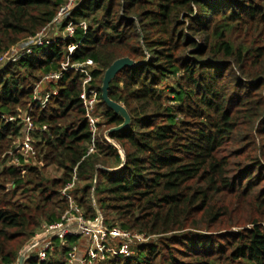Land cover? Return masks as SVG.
<instances>
[{
    "label": "trees",
    "instance_id": "obj_1",
    "mask_svg": "<svg viewBox=\"0 0 264 264\" xmlns=\"http://www.w3.org/2000/svg\"><path fill=\"white\" fill-rule=\"evenodd\" d=\"M67 0H0V55L52 23ZM75 35L43 46L0 72V115L28 109L35 85L64 71L59 93L33 112L37 157L0 159V264H20L43 224L62 220L70 193L87 220L156 237L104 264H264V0H84L69 17ZM86 22L84 30L79 23ZM76 45L69 57V46ZM129 57L111 83L131 125L103 100L107 69ZM86 65L106 129L92 133L82 100ZM22 126L0 117V156ZM100 130V129H99ZM54 167L61 175L53 177ZM24 170V172H23ZM76 237L58 259L70 264ZM61 246V247H60ZM60 248V250H59ZM54 249V248H53Z\"/></svg>",
    "mask_w": 264,
    "mask_h": 264
},
{
    "label": "built area",
    "instance_id": "obj_2",
    "mask_svg": "<svg viewBox=\"0 0 264 264\" xmlns=\"http://www.w3.org/2000/svg\"><path fill=\"white\" fill-rule=\"evenodd\" d=\"M83 1L84 0H67V2L58 11L57 16L52 23L44 27L36 35L21 41L15 47L1 54L0 72L3 71L6 66L15 64L33 54L35 50L40 47L54 44L60 40H68L72 38L76 32V22L70 20L69 17L72 10ZM79 25L84 30H87L88 25L86 22L83 21L79 23ZM56 28H63L64 31L62 33L57 32L55 34L57 30H54ZM76 47L77 46L74 44L69 46V57L73 54ZM93 64L92 60H88L86 63L79 66V69L86 74L81 97L86 111V120L92 133V140L89 145L88 154L94 153L97 150L96 138L99 134L100 120L102 117L97 107L99 103L98 92L95 89L87 87V84L92 80V76L86 68V65ZM62 67L63 71L48 73L35 85L32 101L30 102L28 109L20 111L17 115L8 117L0 115V117L6 122L18 123L22 126L21 136L17 139L14 148L0 156V159H6L8 165L22 168L23 164L36 159L38 151L36 147L35 134L37 132L48 130V126H37L33 119V112L38 107L44 108L47 106L51 97L59 93V89L56 84L63 77L64 71L72 69L76 66L70 65L69 61H67L62 64ZM75 180L76 175H74L73 181L69 183L61 192L62 197L69 202V209L64 213L60 222L42 225L41 230L33 237L32 241L25 248V250L22 251V254H25V260L28 257L35 255L39 261H46L48 259V252L54 248L53 239L58 238L61 241V245H66L68 237L83 238L88 241L90 247L88 246L86 251L91 256L93 255V252L91 251V244L96 243L97 245H94L95 248H99L100 252H103L101 249L106 248L105 243H107L110 239L120 238L123 240L121 249L118 252H115L110 248H108V250L113 251V254L119 253L131 255L129 247L130 240L134 236L139 237V234H132L117 226H106L104 223V217L100 212L95 219L87 220L84 216L82 208L77 205L75 199L70 193V189H72L75 185ZM141 236L144 235L141 234ZM49 241H51V243ZM49 243L50 245H48ZM100 243L103 246H101ZM84 258V254L80 252L78 245L74 244L70 252V264H88ZM89 262L91 264L93 262V258H91Z\"/></svg>",
    "mask_w": 264,
    "mask_h": 264
},
{
    "label": "rangeland",
    "instance_id": "obj_3",
    "mask_svg": "<svg viewBox=\"0 0 264 264\" xmlns=\"http://www.w3.org/2000/svg\"><path fill=\"white\" fill-rule=\"evenodd\" d=\"M54 31H56L55 34L57 32H61L62 33L64 31V29L63 28H60V29L56 28ZM100 121H101L100 123H102V117H101ZM105 129L106 128L102 126L100 128V130H99V133H101ZM113 144L122 151V149L120 148L119 144H117V143H113ZM48 173H49V175H51L53 177H58V176L61 175V173L56 171V169L54 167H52V166L48 169ZM138 236L139 237L134 236L130 240L129 247H130V251H131L130 254L131 255H134L136 253L137 247H139L143 243L151 242L153 239H156V237H151V239L150 238H146L144 236H141V234H139ZM49 242L51 243V241H49ZM50 243L48 245H50ZM75 244L78 245V248L80 249V252L84 254V257H85L84 260L86 261V263L90 264L89 260H91V258H93V262L91 264H104L110 258V256L114 255L113 254L114 252L113 251H109L108 248L114 250L115 252H118L121 249V246L123 244V240L120 239V238L110 239L107 243H105L106 248L105 249H101V250H103V252H100L99 248H95V246L97 245L96 243L95 244H91L92 245L91 246V251L93 252L92 256L89 253H87V251H86L88 246L90 245V244H88V241H86L83 238H77L76 241H75ZM100 245L103 246L101 243H100ZM55 247L56 246L54 245V249L50 250V254H51V256H53V258L58 259L61 256L60 255L61 250L59 248L60 251H58V253H55V250H56ZM102 254H103V256H102Z\"/></svg>",
    "mask_w": 264,
    "mask_h": 264
},
{
    "label": "water",
    "instance_id": "obj_4",
    "mask_svg": "<svg viewBox=\"0 0 264 264\" xmlns=\"http://www.w3.org/2000/svg\"><path fill=\"white\" fill-rule=\"evenodd\" d=\"M136 65L137 64L135 63V61L130 59L129 57L120 58V59L116 60L107 69L105 76H104V81H103V86H102L103 100L112 110H114V112L116 114L120 115L124 119V122L120 126L111 128L110 130H108L106 132V136L110 140L111 143H116V142L114 140L110 139L109 135L112 132L128 128L132 123V117H131L129 111L127 110V108L123 104H121L117 101H114L110 97V94H109L110 86H111V83L115 80L117 75L122 70H124L126 67H134ZM24 262H25V254H22L20 257V264H24Z\"/></svg>",
    "mask_w": 264,
    "mask_h": 264
}]
</instances>
